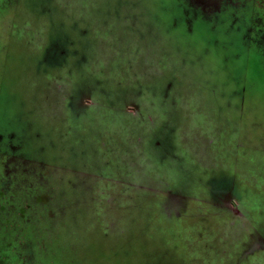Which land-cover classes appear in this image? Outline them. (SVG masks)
I'll return each mask as SVG.
<instances>
[{
  "label": "rangeland",
  "instance_id": "rangeland-1",
  "mask_svg": "<svg viewBox=\"0 0 264 264\" xmlns=\"http://www.w3.org/2000/svg\"><path fill=\"white\" fill-rule=\"evenodd\" d=\"M220 2L7 8L0 264H264V0Z\"/></svg>",
  "mask_w": 264,
  "mask_h": 264
},
{
  "label": "flooded vegetation",
  "instance_id": "flooded-vegetation-1",
  "mask_svg": "<svg viewBox=\"0 0 264 264\" xmlns=\"http://www.w3.org/2000/svg\"><path fill=\"white\" fill-rule=\"evenodd\" d=\"M15 2V0H0V20H1V18L3 19L4 17H6V15H8V14H10L11 13V10L12 9H14V6H13V8L11 9V10H8V9H10L9 8V6H11L12 5V3H14ZM224 2H225V0H221V2H220V9H223L224 7ZM8 8V9H7ZM205 8H207V7H205ZM204 8V9H205ZM219 9V10H220ZM16 10V9H15ZM208 10H210L209 8H208ZM219 10H217V11H219ZM205 11L208 13V11L205 9ZM205 11H204V17H202V16H198V17H194V19L192 20L191 19V16L190 17H188V20H187V24H186V26H187V28H186V31L188 32V33H193L194 31H195V26L197 25L196 23H198V24H200V23H206V24H208L209 25V23L210 24H212L211 25V28H216V29H219V27H220V24L222 23V22H224L222 19H223V14H224V12L223 11H221V12H219L220 13V16L218 15V17L217 18H219V19H217V18H213L214 16H212V15H210V14H208V15H205ZM43 12H45V11H43ZM15 13V12H14ZM11 14H13V13H11ZM16 14V13H15ZM217 16V15H216ZM251 17H253V15H250ZM207 20H210L209 22L207 21ZM175 26V25H174ZM173 26V27H174ZM221 26H222V24H221ZM231 26H232V24H231ZM235 26H236V28H235ZM242 27H243V25H241V31L239 32L238 31V25H234V28L235 29H237V32H239V35H240V39H241V44H243V40H245L244 38H245V34H246V30H244V29H242ZM209 28H210V26H209ZM15 32V31H14ZM14 32H13V34H14ZM187 33V34H188ZM15 36V35H14ZM5 38H9V35L8 36H6ZM246 41V40H245ZM7 44V43H6ZM5 43L3 44V42H1V45H5L6 47H7V45H6ZM72 54H79V49H75V51H74V53H71V56H73ZM256 54L257 55H261V56H264V49L262 50V49H259V50H256ZM85 57L83 58V61L85 62ZM65 61H66V59H65ZM88 61V60H87ZM67 62V61H66ZM65 62V63H66ZM64 64V63H63ZM81 64V63H80ZM83 65V64H82ZM102 82V81H101ZM101 82H100V84H101ZM146 91H144L143 92V94L145 93ZM166 92V91H165ZM165 92H164V96H167V98H170L169 100H171L173 97H174V95H171V97H169V91H167V93H166V95H165ZM155 96L154 97H157L156 95V93L154 94ZM144 97H145V95H142V98L144 99ZM0 99H1V94H0ZM1 101V100H0ZM1 103V102H0ZM173 111V110H172ZM171 112V111H170ZM169 112V113H170ZM165 113H166V110H165ZM164 113V114H165ZM168 113V114H169ZM143 113H142V118H143V120H144V122L141 120V123L142 124H144V125H147L146 123V121H145V119H147V118H145V117H143ZM159 115H161V113L159 114ZM3 116L1 115V118H2ZM161 116H159L158 117V120H159V118H160ZM0 121H1V119H0ZM154 123H156V122H154ZM152 124L153 126L155 125V124ZM13 124V128H14V126H17V125H15L14 123H12ZM18 127V126H17ZM13 128H11L10 127V125H8V126H5L3 129H2V133H0L2 136H3V138H5V137H7V136H9V137H11L12 135H13V137H14V139H12L13 140V142H16L17 143V145L18 146H20L21 148H22V146L23 145H21V143H22V141H19L20 139L18 138V133L13 129ZM147 128H150L149 126L147 127ZM152 130V129H151ZM156 130H155V133H154V131H152V135L154 136L155 134H156ZM148 134V133H147ZM151 137V136H150ZM149 137V138H150ZM152 140H154V139H150V142H152V146H153V148L156 150V147L157 148H159L160 146H161V142L159 141V140H156L154 143H153V141ZM18 141L19 142H21V143H19L18 144ZM147 144H150L149 142L147 143ZM151 145H150V147H151ZM152 148V147H151ZM145 150V145H144V147H143V151ZM176 150L177 149H175V148H173L172 150H169V151H167L166 152V154L164 155V156H162L161 158H158V161L160 162V164L162 165V164H164V163H166L167 165H166V167L167 168H169L168 170H170L171 169V161H175V162H178L179 164L180 163H182V161H184L183 159H182V157L180 156V154H179V152L177 151L176 152ZM34 151H37L36 149H34ZM140 152L142 153V150H140ZM189 152L187 151V153H185V154H188ZM24 155V154H23ZM189 155V154H188ZM29 158H31V159H36V158H34V157H32V156H30ZM165 158H167V159H165ZM170 159V160H169ZM167 160H168V162H167ZM34 161H37V159L36 160H34ZM44 162V161H43ZM184 167H186V166H184ZM202 170H204L203 168H202ZM187 173H190V172H187ZM223 173L225 174H227V172L226 171H223ZM236 177H238V174L237 175H235ZM211 178V177H210ZM212 179H214V178H211V182L213 183V181H212ZM238 179V178H237ZM238 182H237V186L239 187H241V183L239 182V179L237 180ZM211 184V183H210ZM240 189V188H239ZM241 189H242V191L243 190H245L246 189V187L245 188H243V187H241ZM240 189V190H241ZM249 190V189H248ZM247 195H248V193H251L250 192V190L249 191H244ZM261 249H262V247H261Z\"/></svg>",
  "mask_w": 264,
  "mask_h": 264
},
{
  "label": "trees",
  "instance_id": "trees-1",
  "mask_svg": "<svg viewBox=\"0 0 264 264\" xmlns=\"http://www.w3.org/2000/svg\"><path fill=\"white\" fill-rule=\"evenodd\" d=\"M7 47L6 46H3V45H1V42H0V67H5L6 66V68H5V70H4V72H2V71H0V94H1V103H0V119H1V115H2V113H1V109H2V107H3V105L5 104V102H4V97H6L7 95H6V93H7V91L5 92V90L7 89V86L5 85V83H4V73L6 72V70H8V68H9V65L12 63V60H13V58L15 57V52H14V49H11V51L8 53L7 52V55L6 54H4V52L7 50L6 49ZM6 49V50H5ZM248 60V59H247ZM250 69V64L248 65V66H246V71L247 70H249ZM245 70V69H244ZM248 72V71H247ZM246 72V73H247ZM244 77H246L245 75H244ZM239 79V78H238ZM237 79V80H238ZM3 89H4V91H3ZM8 111V110H7ZM17 127V126H16ZM44 149H45V147H43ZM42 148V149H43ZM39 150H40V148H38ZM32 152L34 153V152H36V151H34V150H32ZM34 158H38V157H34ZM44 158V157H43ZM49 159V158H48ZM49 162L50 163H53V162H51V159H49ZM53 164H55V163H53ZM64 228L67 230V222H66V224L64 225ZM0 237H2V233H0ZM9 237H7V238H5V239H3V241L2 242H4V246H3V248L0 250V257H2V254L1 253H3V251L5 252L6 251V247L5 246H7V244H6V241L5 240H7ZM6 244V245H5ZM0 259H2V258H0ZM1 262H3V261H1ZM4 263V262H3Z\"/></svg>",
  "mask_w": 264,
  "mask_h": 264
}]
</instances>
